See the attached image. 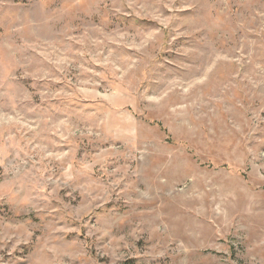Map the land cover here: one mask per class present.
Wrapping results in <instances>:
<instances>
[{
    "label": "rangeland",
    "instance_id": "obj_1",
    "mask_svg": "<svg viewBox=\"0 0 264 264\" xmlns=\"http://www.w3.org/2000/svg\"><path fill=\"white\" fill-rule=\"evenodd\" d=\"M0 264H264V0H0Z\"/></svg>",
    "mask_w": 264,
    "mask_h": 264
}]
</instances>
